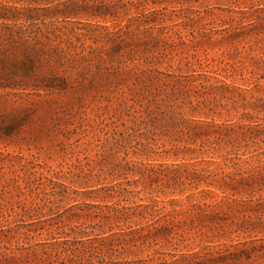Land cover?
<instances>
[{
  "label": "rangeland",
  "instance_id": "374dc122",
  "mask_svg": "<svg viewBox=\"0 0 264 264\" xmlns=\"http://www.w3.org/2000/svg\"><path fill=\"white\" fill-rule=\"evenodd\" d=\"M0 16V264H216L264 238V0ZM223 178L255 192L207 185ZM155 220L173 225L139 230Z\"/></svg>",
  "mask_w": 264,
  "mask_h": 264
},
{
  "label": "trees",
  "instance_id": "16d2710c",
  "mask_svg": "<svg viewBox=\"0 0 264 264\" xmlns=\"http://www.w3.org/2000/svg\"><path fill=\"white\" fill-rule=\"evenodd\" d=\"M1 19L7 20L4 16H0ZM26 21V19H25ZM202 146L204 143L201 144ZM201 146V147H202ZM220 181L218 180H211L210 183H207V185H213L214 183L217 184L218 189H222V193H226L227 191H232V196L239 193V186H247L249 188L250 193L255 192V189L253 187L252 182L247 178H227L224 180V178L221 180V184H219ZM208 192L212 193L211 191L207 190ZM233 199V198H230ZM193 208H196L199 210V213L203 216H207V212L205 210H202L199 208L200 205L192 204ZM160 220H155L154 222L146 225V227H141L139 230H144L145 228H149L154 233H158L160 231L164 230H170V225L172 226L173 220L171 223L164 221V225L159 224ZM248 226V225H247ZM245 226V224H236L232 220L227 225L229 229L233 233H246L250 231L249 227ZM219 228L224 229L225 225L219 224ZM231 250L229 248H226L225 250H222L219 252V255L215 258L216 261L214 263L216 264H224L228 262V264H249V262L253 261V258L259 255H264V238H257V239H245L242 242H239L237 244L231 245Z\"/></svg>",
  "mask_w": 264,
  "mask_h": 264
}]
</instances>
